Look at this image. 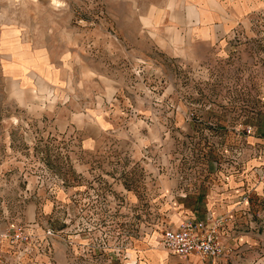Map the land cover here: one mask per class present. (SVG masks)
Masks as SVG:
<instances>
[{
    "label": "rangeland",
    "instance_id": "obj_1",
    "mask_svg": "<svg viewBox=\"0 0 264 264\" xmlns=\"http://www.w3.org/2000/svg\"><path fill=\"white\" fill-rule=\"evenodd\" d=\"M251 1L202 46L171 35L196 26L187 0H0V264H200L159 245L187 196L156 188L214 158H238L248 200L235 250L212 264H264V0Z\"/></svg>",
    "mask_w": 264,
    "mask_h": 264
},
{
    "label": "crops",
    "instance_id": "obj_2",
    "mask_svg": "<svg viewBox=\"0 0 264 264\" xmlns=\"http://www.w3.org/2000/svg\"><path fill=\"white\" fill-rule=\"evenodd\" d=\"M187 2H189V5L194 7L197 11L196 26L190 27L189 29H176V32L171 35L175 34L180 36L179 31H182V35H188V42H193L197 45L201 44L202 46L209 44L212 40L213 32H215L214 27L218 25L219 27L224 28L231 25L235 18L244 14V12L254 4V1L252 2L251 0H212L213 4L209 3L208 0H187ZM161 17H163V15ZM165 35L168 36L167 34ZM184 38L187 40L186 37ZM187 45L186 42H183V39L180 43L179 41H175L172 43L173 52L185 51ZM170 179L175 180V178ZM239 183L240 182L234 183L230 178V175L211 173L208 178L205 179L203 184L197 187L194 193L189 194L187 197L181 198L178 201L175 200L174 202H171V204L174 205L176 213L175 215L167 213L170 220H168L169 218L167 217L165 218L166 221L168 220V222L176 224L178 217L191 215L200 218L204 216L205 212H210L212 214H229L236 222L242 221L243 217L240 216V210L246 205V201L240 202L237 200V195L241 193L239 190L240 187H236L239 186ZM159 185L160 186L156 189L158 191H164V195L167 194L168 188H164L160 182ZM167 205L168 201L165 200L164 207ZM192 211H199L200 213L195 215L192 214ZM229 226L230 223L227 224L228 228ZM237 237V241L242 243L247 240L249 235L242 234L241 232L237 234ZM240 237L242 240H240ZM232 242L237 244L235 240ZM166 252L170 253L167 250ZM187 257L188 260H194L203 264L204 260H201L194 254ZM209 262L212 264L211 260Z\"/></svg>",
    "mask_w": 264,
    "mask_h": 264
},
{
    "label": "built area",
    "instance_id": "obj_3",
    "mask_svg": "<svg viewBox=\"0 0 264 264\" xmlns=\"http://www.w3.org/2000/svg\"><path fill=\"white\" fill-rule=\"evenodd\" d=\"M233 35L234 32H230L227 38L231 39ZM199 159L203 158H178V161L180 164L187 162L186 164L189 170L192 168L201 169L203 168L201 164L198 163L197 166V162L194 163L195 160ZM238 161V158H214L212 161L206 160L209 168L203 173H196L191 176L186 175L184 171H178L179 168L176 167L177 171L171 176V178H175V182L173 185H170L168 192L171 196H188L194 193L197 187L202 185L211 173L229 175L230 167H235L234 165L237 164ZM158 163H161V161ZM211 169H220L221 171L217 173L211 171ZM237 200L240 202H247L248 194L244 192L240 193ZM227 222H230L229 228L227 227ZM233 222L238 226L237 228L243 224L242 221L235 222L228 214L212 213H207L200 218L195 216H184L179 219L176 224H172L168 221L161 222L158 243L170 253L176 254V256L186 258L194 254L201 260L212 261L235 250L236 244L232 242L234 241L235 231ZM19 241L20 243H28L27 237ZM29 249L28 246H22L20 253L26 254L28 251L30 252Z\"/></svg>",
    "mask_w": 264,
    "mask_h": 264
},
{
    "label": "bare ground",
    "instance_id": "obj_4",
    "mask_svg": "<svg viewBox=\"0 0 264 264\" xmlns=\"http://www.w3.org/2000/svg\"><path fill=\"white\" fill-rule=\"evenodd\" d=\"M163 249V248H162ZM164 250V249H163Z\"/></svg>",
    "mask_w": 264,
    "mask_h": 264
}]
</instances>
